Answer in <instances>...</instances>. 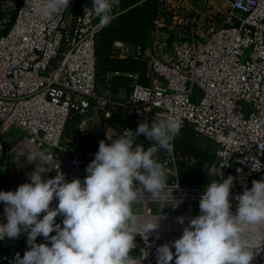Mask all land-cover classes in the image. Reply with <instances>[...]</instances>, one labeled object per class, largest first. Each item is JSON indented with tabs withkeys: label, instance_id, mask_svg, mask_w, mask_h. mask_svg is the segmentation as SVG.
<instances>
[{
	"label": "built area",
	"instance_id": "built-area-1",
	"mask_svg": "<svg viewBox=\"0 0 264 264\" xmlns=\"http://www.w3.org/2000/svg\"><path fill=\"white\" fill-rule=\"evenodd\" d=\"M156 1L145 46L133 44L130 51L125 40L112 44V57L142 63L133 70L98 68L102 28L85 14L90 4L70 0L67 9L46 20L35 13V0H0V162L4 136L16 126L25 132L18 144H27L19 153H43L66 181L83 182L100 141L110 144L123 130L135 132L161 113L214 143L209 172L219 182L233 177L229 199L235 214L237 197L264 172V0ZM137 143L150 145L143 134ZM173 144L165 194L178 206L155 212L149 205L154 201L143 195L142 210L134 212L136 227L155 219L158 227L135 236L130 255L138 264H157L158 248L172 246L201 214L208 184L181 182V168L197 159ZM157 155L169 159L163 151ZM21 238L0 240L7 250L0 264H14L12 247L22 257L30 250ZM171 250L175 253L174 246ZM251 264H264V245Z\"/></svg>",
	"mask_w": 264,
	"mask_h": 264
},
{
	"label": "clouds",
	"instance_id": "clouds-1",
	"mask_svg": "<svg viewBox=\"0 0 264 264\" xmlns=\"http://www.w3.org/2000/svg\"><path fill=\"white\" fill-rule=\"evenodd\" d=\"M33 0H26L32 3ZM70 0H35L34 11L42 19L51 20L69 6ZM120 0H91L85 14L98 19L104 28L114 19ZM182 122L156 113L149 123L141 122L134 132L123 130L112 142H99L95 158L87 166L81 182L65 180L57 170L54 178L42 179L40 165L15 191H0L5 203L7 223L0 224V240L19 238L27 233L29 249L23 257L17 253L14 264H138L130 255L137 234L146 235L158 227L157 219L137 229L133 205L143 195L160 205L177 207L178 202L165 194L167 163L173 158V141L180 135ZM143 134L150 145L137 143ZM169 157L160 161L158 153ZM47 157L36 153L35 160ZM254 170L259 171L260 168ZM233 177L223 182L212 180L199 202L201 214L190 220L182 236L174 241L175 253L169 244L157 250V264H251L259 253L264 238V178L253 180L252 187L238 196L233 214L229 199ZM178 186V185H177ZM54 197L58 205L50 208ZM170 202V203H169ZM46 213L43 218L39 214ZM64 217L61 227L55 223ZM183 223V218H179ZM55 232V235H50ZM47 243H36L38 236Z\"/></svg>",
	"mask_w": 264,
	"mask_h": 264
},
{
	"label": "trees",
	"instance_id": "trees-1",
	"mask_svg": "<svg viewBox=\"0 0 264 264\" xmlns=\"http://www.w3.org/2000/svg\"><path fill=\"white\" fill-rule=\"evenodd\" d=\"M74 3L76 5L82 3L91 5V0H75ZM134 4L135 2L133 0L125 1L117 10L118 12L125 11L118 18L119 21H122L121 25L118 27L127 31L129 34L119 35L116 28L103 33V35L99 33L96 41L97 66L99 69H137L136 65L139 64L138 61L130 65L122 61H117L118 64H115L108 58L110 45H112L116 39H127L132 44L141 47L145 46L149 40L151 31L154 27L157 1L144 0L141 4L131 7ZM174 143L177 149L188 154H193L197 159L193 166H183L181 168V182L183 184H209L212 180L219 182V180L209 172V165L214 158V145H204L198 139V134L188 126L181 128L180 135L176 137ZM262 178H264V172L259 175H254L251 178V182Z\"/></svg>",
	"mask_w": 264,
	"mask_h": 264
},
{
	"label": "rangeland",
	"instance_id": "rangeland-1",
	"mask_svg": "<svg viewBox=\"0 0 264 264\" xmlns=\"http://www.w3.org/2000/svg\"><path fill=\"white\" fill-rule=\"evenodd\" d=\"M125 1H131V0H120L119 7L114 9V19L112 20L109 26L101 29L100 35H103V33H106L107 31H110L115 28L117 29V32L119 35L129 34L127 31L118 27L119 25H121V22H122V21H119L118 18L125 11L118 12L117 10L120 8V5L123 4ZM133 1L135 2V4L132 5L131 7L137 4H141L144 0H133ZM124 40L126 41L127 39H124ZM127 42H129V40H127ZM129 43H130V51H132L134 48L133 44L131 42ZM112 55H113L112 45H110L109 52H108V58L109 60H112L113 63L118 64L117 61H122L124 63H128L129 65L131 63H136L135 62L136 60L133 59L132 57H127L126 59H122V58L112 57ZM136 66L137 68H140L142 66V63H139ZM24 134L25 132L22 129L16 126H13L4 136V141L7 147V151H6L5 158L2 159L0 162V191H15L21 184L29 183L30 181L28 177L37 168L38 164L46 168L50 178H54L57 174V172L53 170L50 162L46 160H42L38 156L36 158V161L35 160L31 161L30 159H28V157L25 154H21L18 152V150L20 151L19 146L22 144V143L18 144V142L22 137H24ZM198 139L206 146L214 145L212 141L208 140L207 138L199 134H198ZM15 146H16V149H14ZM44 150H46V148H44ZM29 154L31 156L33 155L32 152H29ZM42 179H44L45 181L47 180V178H44V176H42ZM251 187H252V182H250V184L246 186L245 189L246 188L250 189ZM143 201L144 200H140L138 203L133 205V212H140L142 210ZM57 205H58V202H52L50 204V208L54 209ZM149 205L151 206V209L155 212H162L165 210L174 211L176 209V207H173L171 205L160 209V205L155 202H150ZM4 209H5L4 204L0 202V220L3 222V224L7 223ZM44 214L46 213L39 214V218L42 219ZM63 219L64 217H56L55 223L60 224L62 227ZM55 234L56 233L53 232L50 235H55ZM21 237L22 238L19 241L27 243V238H28L27 233L25 232L21 234ZM36 242H50V241L45 240V238L41 235L36 238ZM17 253H19L20 257L22 258L20 250L18 248H14V256H13L14 260H15Z\"/></svg>",
	"mask_w": 264,
	"mask_h": 264
},
{
	"label": "bare ground",
	"instance_id": "bare-ground-1",
	"mask_svg": "<svg viewBox=\"0 0 264 264\" xmlns=\"http://www.w3.org/2000/svg\"><path fill=\"white\" fill-rule=\"evenodd\" d=\"M22 143V144H21ZM20 146H19V149H20V151H23L22 150V145L23 146H27V144L24 142V141H22V142H20ZM32 149V151L34 152V149L33 148H31ZM46 160H48V159H46ZM49 161V160H48ZM38 164V163H37ZM36 164V165H37ZM40 165V164H39ZM37 167H38V165H37ZM40 167L44 170L42 173H41V175L42 176H44V178H47V179H50V177H49V174H48V172H47V170H46V168L44 167V166H42V165H40ZM3 204H4V206H6L5 205V203L4 202H2ZM57 217H63L62 215H58Z\"/></svg>",
	"mask_w": 264,
	"mask_h": 264
},
{
	"label": "crops",
	"instance_id": "crops-1",
	"mask_svg": "<svg viewBox=\"0 0 264 264\" xmlns=\"http://www.w3.org/2000/svg\"><path fill=\"white\" fill-rule=\"evenodd\" d=\"M93 130L94 131H96V129H95V127L93 128ZM0 223L1 224H3V222L0 220ZM1 244V243H0ZM14 248H16V247H12V248H10V253H11V256H12V258H13V256H14ZM3 251H7V250H5L3 247H2V245H0V252H3ZM14 260V259H13ZM15 261V260H14Z\"/></svg>",
	"mask_w": 264,
	"mask_h": 264
},
{
	"label": "water",
	"instance_id": "water-1",
	"mask_svg": "<svg viewBox=\"0 0 264 264\" xmlns=\"http://www.w3.org/2000/svg\"><path fill=\"white\" fill-rule=\"evenodd\" d=\"M6 151H7V147H6V145H4V156H3V159L5 158Z\"/></svg>",
	"mask_w": 264,
	"mask_h": 264
}]
</instances>
